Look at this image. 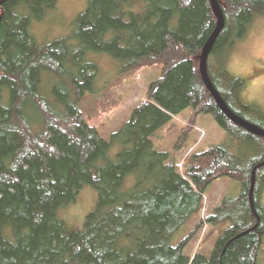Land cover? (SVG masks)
<instances>
[{
    "label": "trees",
    "instance_id": "obj_1",
    "mask_svg": "<svg viewBox=\"0 0 264 264\" xmlns=\"http://www.w3.org/2000/svg\"><path fill=\"white\" fill-rule=\"evenodd\" d=\"M217 1L224 27L208 55L207 73L242 117L214 74L211 55L229 35L240 38L256 15H264V0ZM56 2L0 0V264H258L264 244L258 203L264 138L232 123L201 79L200 51L216 24L209 0H87L71 35L38 43L29 23ZM91 53H108L123 63L116 79L145 66L161 68L145 100L108 141L89 123L105 100L98 96L90 107L84 104L97 93ZM218 75L230 80L227 91L243 85L221 67ZM187 108L192 126L199 114L211 115L231 142L246 141L261 155L244 159L216 145L185 157L179 172L177 159L155 150L151 138ZM129 176L134 181L126 188ZM220 177L239 181V196L221 200L171 245ZM85 185L96 190V205L82 229L68 231L57 213ZM205 224L226 227L209 257L191 258L184 249Z\"/></svg>",
    "mask_w": 264,
    "mask_h": 264
},
{
    "label": "rangeland",
    "instance_id": "obj_2",
    "mask_svg": "<svg viewBox=\"0 0 264 264\" xmlns=\"http://www.w3.org/2000/svg\"><path fill=\"white\" fill-rule=\"evenodd\" d=\"M86 6L87 0H57L54 9L48 10L41 19L30 21L29 31L38 43H49L67 37L74 32L77 17L85 11ZM229 37L232 43L227 45ZM229 37L219 50L211 55L214 74L220 79L222 89L228 94L235 110L248 122L264 129V15H256L240 38L233 35ZM89 59L97 68L93 82V89L97 93L95 98L86 97L84 104L90 107L98 96L105 100L106 105L99 115L91 114L89 123L108 141L110 135L129 119L133 109L145 100L147 89L160 77L161 68L157 65L145 66L132 72L128 77L123 75L116 79L123 65L121 61L108 53H91ZM220 67L230 77L241 79L243 85L239 89L229 88L230 91H227L225 87L230 86L228 82L230 80L218 76ZM48 87V84H44L42 90L47 92ZM192 115L191 108L172 115L151 138L155 150L167 152L177 159L176 166L179 172H182L185 157L216 145H224L229 151L240 154L244 159H256L261 155L262 150L252 149L246 141L240 144L231 142L211 115L199 114L195 121L193 120V126L190 122ZM185 127L189 131L182 137ZM117 149L116 146H112V153L115 154ZM133 181L131 176L127 177L125 187L128 188ZM241 190L239 181L228 177H220L212 182L202 196L200 210L174 234L171 245L175 246L185 238L195 222L202 220L221 200L236 198ZM96 201V190L88 185L83 186L75 202L62 207L57 213L65 229L68 231L82 229L85 218L94 209ZM258 203L264 217V177L259 182ZM225 227L203 225L186 245L185 254L191 258L194 254L209 257ZM261 252L258 264H264V244Z\"/></svg>",
    "mask_w": 264,
    "mask_h": 264
},
{
    "label": "water",
    "instance_id": "obj_3",
    "mask_svg": "<svg viewBox=\"0 0 264 264\" xmlns=\"http://www.w3.org/2000/svg\"><path fill=\"white\" fill-rule=\"evenodd\" d=\"M209 2L211 5L213 14L216 18V24H215L213 31L211 32V34L209 35V37L207 38V40L203 44L201 51H200L198 68H199L201 79H202L206 89L209 91V93L213 97L217 107L232 123L243 128L245 131H247L251 135L264 138V129L255 125V124L248 122L244 118H242L239 115H237L236 113H234L228 107V105L225 103V101L222 99V97L219 95V93L217 92V90L213 86V84H212V82L208 76L207 58H208V55L212 49L213 43H214L217 35L219 34V32L224 27V16H223V12L219 6L218 1L217 0H209ZM258 165L259 166L264 165V161L259 163ZM254 174H255V168L253 169L252 175H251V184H250V192H249L250 199H251L252 189H253V185H254V178H255Z\"/></svg>",
    "mask_w": 264,
    "mask_h": 264
},
{
    "label": "bare ground",
    "instance_id": "obj_4",
    "mask_svg": "<svg viewBox=\"0 0 264 264\" xmlns=\"http://www.w3.org/2000/svg\"><path fill=\"white\" fill-rule=\"evenodd\" d=\"M219 76V75H218Z\"/></svg>",
    "mask_w": 264,
    "mask_h": 264
}]
</instances>
